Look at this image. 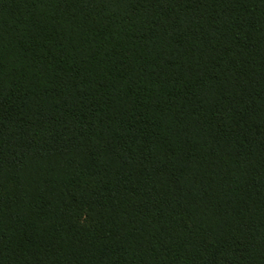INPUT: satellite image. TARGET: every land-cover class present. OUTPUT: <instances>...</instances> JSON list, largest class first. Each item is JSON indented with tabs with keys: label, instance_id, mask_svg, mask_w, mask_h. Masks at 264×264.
<instances>
[{
	"label": "trees",
	"instance_id": "obj_1",
	"mask_svg": "<svg viewBox=\"0 0 264 264\" xmlns=\"http://www.w3.org/2000/svg\"><path fill=\"white\" fill-rule=\"evenodd\" d=\"M0 264H264V0H0Z\"/></svg>",
	"mask_w": 264,
	"mask_h": 264
}]
</instances>
